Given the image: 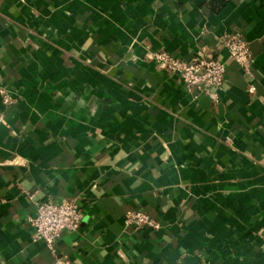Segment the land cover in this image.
Wrapping results in <instances>:
<instances>
[{"label":"crops","instance_id":"crops-1","mask_svg":"<svg viewBox=\"0 0 264 264\" xmlns=\"http://www.w3.org/2000/svg\"><path fill=\"white\" fill-rule=\"evenodd\" d=\"M162 51L222 60L218 100ZM0 87V264H264V0H0ZM49 199L84 216L52 247L30 223Z\"/></svg>","mask_w":264,"mask_h":264},{"label":"built area","instance_id":"built-area-1","mask_svg":"<svg viewBox=\"0 0 264 264\" xmlns=\"http://www.w3.org/2000/svg\"><path fill=\"white\" fill-rule=\"evenodd\" d=\"M223 46L228 50L230 59L243 71L249 73L252 54L244 36L238 33L229 35L223 39ZM152 59L161 70L178 75L189 92H212L213 99L218 100L219 92L225 84L227 70L222 60L197 58L186 61L163 51L154 53ZM251 90L254 91V88ZM0 99L5 106L14 102L10 93L2 87H0ZM2 121L3 117L0 115V122ZM83 218L81 206L75 200L49 199L38 202L35 217L30 219L34 229L33 237L36 241H43L52 247L54 241L63 233L78 231ZM126 224L136 228H160L154 219L142 212L129 214ZM57 264H70V262L59 260Z\"/></svg>","mask_w":264,"mask_h":264},{"label":"trees","instance_id":"trees-1","mask_svg":"<svg viewBox=\"0 0 264 264\" xmlns=\"http://www.w3.org/2000/svg\"><path fill=\"white\" fill-rule=\"evenodd\" d=\"M204 1L209 4V6L214 12L221 11L226 6L227 3V0H204Z\"/></svg>","mask_w":264,"mask_h":264}]
</instances>
